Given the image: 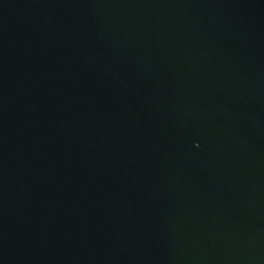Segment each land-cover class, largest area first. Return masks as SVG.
<instances>
[{
	"label": "water",
	"instance_id": "obj_1",
	"mask_svg": "<svg viewBox=\"0 0 264 264\" xmlns=\"http://www.w3.org/2000/svg\"><path fill=\"white\" fill-rule=\"evenodd\" d=\"M0 264H264V0H0Z\"/></svg>",
	"mask_w": 264,
	"mask_h": 264
}]
</instances>
